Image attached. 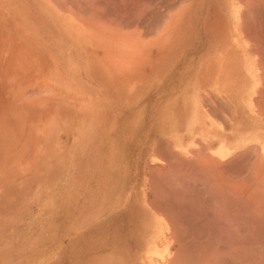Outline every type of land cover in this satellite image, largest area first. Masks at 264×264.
<instances>
[{"label":"rangeland","instance_id":"374dc122","mask_svg":"<svg viewBox=\"0 0 264 264\" xmlns=\"http://www.w3.org/2000/svg\"><path fill=\"white\" fill-rule=\"evenodd\" d=\"M242 21L264 0H0V264H264L204 78Z\"/></svg>","mask_w":264,"mask_h":264},{"label":"crops","instance_id":"0c3cea01","mask_svg":"<svg viewBox=\"0 0 264 264\" xmlns=\"http://www.w3.org/2000/svg\"><path fill=\"white\" fill-rule=\"evenodd\" d=\"M234 15V20L238 21L239 13ZM241 15L243 19V13ZM254 18L251 17V20ZM204 31H208L209 36L213 35L218 46L217 56L204 59V67L208 68L204 78L228 109L225 125L235 137L234 142L224 144L225 147H233L236 152L233 157L235 170L226 172L224 178L241 181L244 176L240 164L244 163V159L245 162L246 158L250 159V197L251 203L258 208L257 216L252 218L257 227L262 224L264 227V27L243 26L242 21L241 26L236 22L232 27L206 28ZM246 109L250 114L249 124L243 119ZM244 123L250 126V130L243 131ZM259 211L263 212L262 216L258 215Z\"/></svg>","mask_w":264,"mask_h":264},{"label":"bare ground","instance_id":"6f19581e","mask_svg":"<svg viewBox=\"0 0 264 264\" xmlns=\"http://www.w3.org/2000/svg\"><path fill=\"white\" fill-rule=\"evenodd\" d=\"M214 179H215V178H214ZM217 182H218V180H217ZM208 184H209V183H208ZM210 184H211V183H210ZM206 185H207V184H206ZM212 185H213V183H212ZM214 185H215V184H214ZM213 187H214V186H213ZM214 188H215V187H214ZM222 191H226V192H227V190H222ZM218 192H220V190H218ZM223 193H224V192H223ZM229 193H230V192H229ZM211 194H212V193H211ZM213 194H214V193H213ZM215 194H217V193H215ZM221 194H222V193H221ZM226 194H227V193H226ZM238 194H239V192H238ZM238 194H237V196H238ZM242 194H243V193H242ZM224 195H225V194H223L222 196H220V199H221V197H222V199H223V200H221V201H224V198L226 197V196H225V197L223 198ZM227 195H228V194H227ZM234 195H235V198H237V197H236V194H234ZM234 195L231 193V196H234ZM231 196H229V197H231ZM240 196H241V195H239V197H240ZM227 197H228V196H227ZM220 199H219V201H220ZM232 199H233V197L231 198V200H232ZM175 200H176V198H175ZM217 200H218V199H217ZM225 200H226V199H225ZM228 200H229V199H228ZM221 201H220L219 204H221ZM181 203H182V202H181ZM188 203H189V202H188ZM197 203H198V202H197ZM199 203H200V202H199ZM222 203H223V202H222ZM193 204H194V203H193ZM217 204H218V202H217ZM179 205H180V204H179ZM184 205H187V203H185ZM225 205L227 206V204H225ZM234 205H235V204H234ZM237 205H238V204H237ZM188 206L190 207V205H188ZM197 206H198V205H197ZM229 206H230V205H229ZM171 207H172V206H171ZM238 207H239V206H238ZM176 208H177V207H176ZM181 208H182V205H181ZM194 208H195V207H194ZM197 208H198V207H197ZM201 208H202V207H201ZM249 208H250V207H249ZM254 208H255V207H254ZM254 208H253L252 210H254ZM202 209H203V208H202ZM206 209H207V207H206ZM208 209H209V208H208ZM226 209H227V208H225V210H226ZM234 209H235V208H233L232 212L234 211ZM240 209H241L240 207H239V209H237V210H238V211H237L238 214H239V212H240ZM257 209H258V208H257ZM257 209H256V210H257ZM179 210H180V209H179ZM230 210H231V209H230ZM245 210H248V209H245ZM250 210H251V209H250ZM188 211H189V208H188ZM198 211H200V209H199ZM227 211H229V210H226V212H227ZM232 212H231V213H232ZM196 213H197V214H200V213H198V212H196ZM234 213H236V210H235ZM254 213H256L255 215L257 216V211L254 212ZM259 213H260V214H259ZM179 214H180V213H179ZM224 214H226V215H225V216H227L226 218H229V217H230V215H227V213L224 212ZM229 214H230V213H229ZM238 214H237V215H238ZM241 214L245 215V213H243V211H242ZM249 214H250V212L248 213V215H249ZM251 214H253V213L251 212ZM262 214H263V212H262V213H261L260 211L258 212V215H261V216H262ZM181 215H182V214H181ZM192 215H193V214H192ZM231 215H233V213H232ZM235 215H236V214H235ZM235 215H233L232 218H234ZM243 215H242V217H243ZM246 215H247V214H246ZM255 215H254V216H255ZM179 216H180V215H179ZM194 216H196V214H195ZM194 216H193V217H194ZM197 216H198V215H197ZM222 216H223V215H222ZM225 216H224V217H225ZM238 216H240V214H239ZM238 216H237V217H238ZM201 217H202V216H201ZM224 217H223V218H224ZM240 217H241V216H240ZM245 217H246V216H245ZM247 217H249V216H247ZM252 217H253V216H252ZM263 217H264V216H263ZM263 217H262V218H263ZM183 218H184V217H183ZM212 218H213V217H212ZM215 218H216V216H215ZM226 218H225L224 220H225V221H228V220H226ZM235 218H236V216H235ZM193 219H194V218H193ZM205 219H206V218H205ZM209 219H210V218H209ZM230 219H231V217H230ZM236 219H237V218H236ZM240 219H241V221H242V218H239V219H237V220L239 221ZM243 219H244V218H243ZM247 219H248V218H247ZM250 219L252 220L253 218L250 217ZM182 220H183V219H182ZM194 220H195V219H194ZM214 220H215V219H214ZM248 220H249V219H248ZM251 220H250V222H251ZM262 220H263V219H262ZM225 221H224V222H225ZM230 221H231V220H230ZM230 221H229V222H230ZM234 221H235V219H234ZM243 221H244V220H243ZM243 221H242V222H243ZM253 221H254V219H253ZM256 221H259V219L257 220V218H256ZM263 221H264V220H263ZM263 221H262V223H263ZM247 222H248V221H247ZM230 223H234L233 220H232V222H230ZM244 223H245V222H244ZM244 223H243V225H245ZM252 223L254 224V227H255V226H256L255 222H252ZM226 224H227V223H226ZM237 224H238V223H237ZM239 224H240V223H239ZM250 224H251V223H250ZM260 224H261V223H260ZM190 225H191V224H190ZM220 225L223 226V224H219V226H220ZM230 225H232V224H230ZM241 225H242V224H241ZM257 225H259V224H257ZM262 225H263V224H262ZM262 225H261V227H262ZM186 226H187V225H186ZM188 226H189V225H188ZM202 226H203V225H202ZM224 226H228V224H227V225H224ZM251 226H252V225H251ZM195 227H196V226H195ZM247 227H248V225H247ZM249 227H250V225H249ZM256 227H257V226H256ZM256 227L253 229V231H254V230L259 231L258 229H256ZM196 228H197V227H196ZM241 228H242V227H241ZM244 228H246V227L244 226ZM263 228H264V227H263ZM193 229H194V228H193ZM193 229H192V230H193ZM203 229H205V228H203ZM212 229H214V228H212ZM219 229L221 230V228H219ZM222 230H223V229H222ZM233 230H234V229H233ZM233 230H232V231H233ZM239 230H240V229H239ZM261 230H262V229H261ZM196 231H197V229H196ZM206 231H207V230H206ZM236 231H237V230H236ZM249 231H250V230H249ZM187 232H188V231H187ZM198 232H201V231H198ZM198 232H197V233H198ZM223 232H224V231H223ZM225 232H226V230H225ZM239 232H240V231H239ZM251 232H252V231H251ZM189 233H190V231H189ZM193 234H194V231H193ZM209 234H210V233H209ZM232 234L234 235V233H232ZM236 234H237V233H236ZM245 234H246V233H245ZM252 234H253V233H252ZM252 234H250V235L252 236ZM238 235H239V234H238ZM240 235H241V234H240ZM240 235H239V236H240ZM253 235H254V234H253ZM263 235H264V234H263ZM193 236H194V235H193ZM231 236H232V235H231ZM239 236H238V237H239ZM251 236H249V237L251 238ZM256 236H257V234H256ZM197 237H198V236H197ZM232 237H233V236H232ZM259 237H261V236H259ZM210 238H213V237H210ZM224 238H225V236H224ZM229 238H230V237H229ZM229 238H228V239H229ZM233 238H234V237H233ZM236 238H237V237H236ZM253 238H254V236L252 237V239H253ZM255 238H256V237H255ZM255 238H254V240H256ZM248 239H249V238H248ZM248 239H247V240H248ZM252 239H249V240H251V241L254 243V241H253ZM261 239H262V237H261ZM261 239H259V240L261 241ZM213 240H214V239H213ZM221 240H222V239H221ZM221 240H220V241H221ZM233 240H234V239H233ZM247 240H243V241H247ZM206 241H207V243H208V240H206ZM209 241H211V239H210ZM223 241H224V239H223ZM223 241H222V242H223ZM238 241H239V240H238ZM262 241H264V240H262ZM202 242H203V241H202ZM214 242L217 244V242H216L215 240H214ZM214 242H213V244H214ZM224 242H225V241H224ZM252 242H251V243H252ZM257 242H259V241L256 240L255 243H257ZM197 243H198V242H197ZM204 243H205V242H204ZM236 243H237V242H236ZM248 243H249V241H248ZM205 244H206V243H205ZM209 244H210V242H209ZM211 244H212V242H211ZM233 244H234V243H233ZM237 244H238V243H237ZM198 245H199V244H198ZM203 245H204V244H203ZM203 245H202V246H203ZM217 245H218V244H217ZM219 245H220V244H219ZM219 245H218L217 247H219ZM222 245H223V244H222ZM240 245H241V242H240ZM240 245H239V246H240ZM250 245H251V244H250ZM207 246H208V245H207ZM211 246H212V245H211ZM193 247H194V245H193ZM195 247H196V246H195ZM198 247H199V246H198ZM212 247H215V245L212 246ZM212 247H210V249H211ZM217 247H216L215 250H217ZM223 247H224V245L221 247V249H223ZM228 247H229V246H228ZM230 247H231V246H230ZM206 248H207V247H206ZM208 248H209V246H208ZM226 248H227V247H226ZM226 248L224 247V249H226ZM221 249H220V251L223 252V250H221ZM238 249H239V247H238ZM196 250H197V249H196ZM196 250H195V251H196ZM208 250H209V249H208ZM215 250L213 249L212 251L215 252ZM218 250H219V249H218ZM232 250H234V249H231V251H232ZM239 250H240V249H239ZM241 250H242V249H241ZM244 250H245V249H244ZM247 250H248V249H247ZM247 250H245V251L247 252ZM204 251H206V253H209V252H210V251L208 252L206 249H205ZM226 251H230V250H225L224 252H226ZM242 251H243V250H242ZM245 251H244V252H245ZM224 252H223V253H224ZM236 252H238V251H236ZM244 252H243V253H244ZM249 252H250V251H249ZM203 253H204V252H203ZM230 253H231V252H230ZM239 253H240V252H239ZM247 253H248V252H247ZM228 254H229V253H228ZM233 254H234V253H233ZM233 254H230V255H233ZM240 254H242V253H240ZM210 255H211V254H209V256H210ZM237 255H238V254H237ZM202 256H203V255H202ZM209 256H206V257H209ZM217 256H218V255H217ZM221 256H222V255H221ZM224 256H225V254H224ZM224 256H223V257H224ZM226 256L228 257L227 254H226ZM239 256H240V255H239ZM243 256H244V254H243ZM211 257H212V256H211ZM213 257H214V258H213V259H214V260H213V263H214V264H218V263L216 262V260H215L217 257H215V256H213ZM218 257H219V256H218ZM230 257H231V256H230ZM245 257H246V256H245ZM253 257H254V256H253ZM198 258H199V257H198ZM221 258H222V257H221ZM221 258H220V261L223 260V261H225V263L227 262V260H224L225 257H224V259H221ZM236 258H237V257H236ZM251 258H252V257H251ZM217 259H218V258H217ZM228 259H229V257H228ZM247 259H248V257H247ZM260 259H261V258H260ZM198 260H199V259H198ZM204 260H205V259H204ZM255 260H256V259H255ZM206 261H208V260L206 259ZM206 261H205V262H206ZM209 261H210V259H209ZM217 261H218V260H217ZM249 261H250V258H249ZM239 262H240V261H239ZM242 262H243V260H242ZM242 262H241V263H242ZM246 262H247V260H246ZM263 262H264V259H263ZM219 263L222 264L223 262H219ZM229 263H230V262H229ZM241 263H239V264H241ZM226 264H227V263H226ZM231 264H232V263H231ZM245 264H246V263H245ZM248 264H250V263H248ZM254 264H255V263H254ZM262 264H263V263H262Z\"/></svg>","mask_w":264,"mask_h":264}]
</instances>
